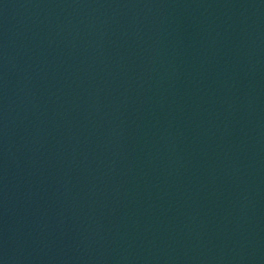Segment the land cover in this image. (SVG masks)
Returning <instances> with one entry per match:
<instances>
[{"label": "water", "instance_id": "1", "mask_svg": "<svg viewBox=\"0 0 264 264\" xmlns=\"http://www.w3.org/2000/svg\"><path fill=\"white\" fill-rule=\"evenodd\" d=\"M0 264H264V0H88L0 112Z\"/></svg>", "mask_w": 264, "mask_h": 264}]
</instances>
